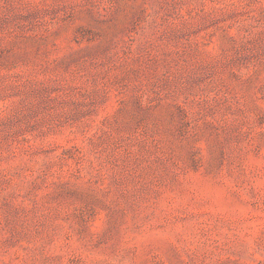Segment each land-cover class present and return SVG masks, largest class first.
I'll return each instance as SVG.
<instances>
[{
	"label": "rangeland",
	"instance_id": "374dc122",
	"mask_svg": "<svg viewBox=\"0 0 264 264\" xmlns=\"http://www.w3.org/2000/svg\"><path fill=\"white\" fill-rule=\"evenodd\" d=\"M0 264H264V0H0Z\"/></svg>",
	"mask_w": 264,
	"mask_h": 264
}]
</instances>
